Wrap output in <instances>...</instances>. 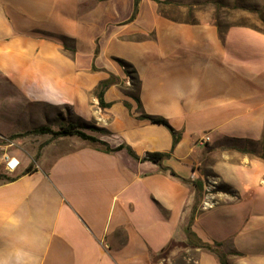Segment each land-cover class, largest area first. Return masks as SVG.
<instances>
[{
	"label": "crops",
	"instance_id": "1",
	"mask_svg": "<svg viewBox=\"0 0 264 264\" xmlns=\"http://www.w3.org/2000/svg\"><path fill=\"white\" fill-rule=\"evenodd\" d=\"M241 7L250 6L141 0L134 15L135 0H0V137L30 156H13L14 180L0 179V264H163L197 242L189 225L229 264H264V30L222 33L218 18ZM70 124L125 148L12 137ZM154 152L169 156L144 159ZM195 249L198 264H221Z\"/></svg>",
	"mask_w": 264,
	"mask_h": 264
},
{
	"label": "trees",
	"instance_id": "2",
	"mask_svg": "<svg viewBox=\"0 0 264 264\" xmlns=\"http://www.w3.org/2000/svg\"><path fill=\"white\" fill-rule=\"evenodd\" d=\"M140 1L141 0H135L134 15H136L137 12H138ZM235 7H237V6H235ZM220 8H221V5H220ZM260 15L262 17V15H264V11H261ZM228 27L229 26H225L222 23H220V31L222 33L225 32L226 28H228ZM126 68H127V65H126ZM111 83H112V81L108 80L106 82H103L102 85H101L102 89H101L99 94H100V98L102 99V104H103V91ZM140 108H142L141 104H140ZM141 117L145 118V119H149V120H151L154 123L164 124L167 127H169L172 132H175L174 128L168 123V121L164 117L151 116V115H148L146 113H143L141 115ZM47 133L51 134L53 136V138H59V137L68 136V135H77V136L81 137L84 140H88V141H90L92 143L100 144L103 147V149L105 151H107V152H116V151H119V150L125 148L124 145H120V146H118L116 148H113V147L110 146L109 143L97 138L96 136L87 134L86 132L82 131L76 125H73V124H70V125H67V126H62L61 129H59V130H54V129H52L49 126H41L39 128L26 131L24 133L15 134L12 137L13 138H18V137L31 135V134H47ZM178 140H179V135L175 138V144L178 142ZM241 150L243 152H246V153L250 152V150L245 149V148H243ZM128 151H129V153L131 155H133L134 157L138 158V156H136V154L133 152V150L131 148H128ZM263 152H264V142H263ZM167 156H169L168 153L154 152V153L146 154L144 159H150V160H153L154 162H158V163L161 164L162 160L164 158H166ZM262 156L264 157V153L262 154ZM173 173L176 174L174 171H173ZM0 179L14 180L13 177H8V176L7 177L0 176ZM193 183L196 186L198 192H201L203 190V185L199 181H193ZM224 190H227V188L225 186H224ZM196 208H197V206H196ZM196 208H195V210H196ZM187 234H188V237L190 238V240L192 239V237H196L197 238V242L196 241H194V243L191 242V241L188 242V244H190L191 247H194V248H205V249H207V250H209L211 252H214L219 257V260H220L221 264H229L228 259H227V255L221 249V244L220 243L210 244V243L203 242L201 239L198 238L197 234L192 231L190 225L187 228ZM172 247L173 246L171 245V246H168V247L164 248L160 252L159 256H167V254L170 252Z\"/></svg>",
	"mask_w": 264,
	"mask_h": 264
},
{
	"label": "rangeland",
	"instance_id": "3",
	"mask_svg": "<svg viewBox=\"0 0 264 264\" xmlns=\"http://www.w3.org/2000/svg\"><path fill=\"white\" fill-rule=\"evenodd\" d=\"M244 1L248 6H250L248 9L245 7H241L243 9H220V12H218V18H220V23H222L225 26H230L231 24H238V23H247L250 25L257 26L260 29H264V15H262V17L260 15V12L264 11L263 9L264 5L262 4L263 2L260 0H244ZM255 5H259L257 7L260 8L259 9L257 7L251 8V6H255ZM243 11H247L249 14L242 13ZM11 111H13L15 117L17 113L16 108L14 109L12 108ZM9 117L12 116H8L7 113H5L2 116L3 120L1 121L4 124L5 122L10 124L8 125L9 127L8 126L5 127V130H8L9 128L10 129L14 128L12 127L14 121H11ZM1 128L3 130L4 127ZM12 140L11 138L0 137V176H5V177L8 176V174L6 173L7 170L5 169L6 155H8L10 158H12L13 156H17L22 160L25 159V161H27L30 158V156H28V153L26 151L25 154L23 155V153L19 151L20 146H18L19 145L18 142ZM15 140H18V138H15ZM20 145L24 146V143L23 144L21 143ZM32 162H34V160H32ZM220 189L224 190V186L220 187ZM209 191L214 192L215 188L211 187L210 190L207 191V193H210ZM184 245L183 243H179L177 248L175 249V252L171 253L169 255V258L166 257L167 260L163 261V264H198L200 252L193 247H186V245L185 246Z\"/></svg>",
	"mask_w": 264,
	"mask_h": 264
},
{
	"label": "built area",
	"instance_id": "4",
	"mask_svg": "<svg viewBox=\"0 0 264 264\" xmlns=\"http://www.w3.org/2000/svg\"><path fill=\"white\" fill-rule=\"evenodd\" d=\"M210 140H211V137L206 134V135L200 137L199 142H200V144L205 145ZM5 158H6V166H7L8 170L14 171L19 165V160L16 159L15 157L10 158L8 155H6ZM210 193L206 194V197H205L204 202H203L204 208L210 207L214 204V199L212 198V194H210Z\"/></svg>",
	"mask_w": 264,
	"mask_h": 264
}]
</instances>
